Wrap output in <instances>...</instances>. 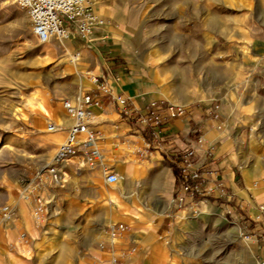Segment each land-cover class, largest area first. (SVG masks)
<instances>
[{
	"label": "rangeland",
	"instance_id": "obj_1",
	"mask_svg": "<svg viewBox=\"0 0 264 264\" xmlns=\"http://www.w3.org/2000/svg\"><path fill=\"white\" fill-rule=\"evenodd\" d=\"M107 13L96 15L104 27L119 30L132 42L129 53L148 74L145 79L156 94L197 98L195 108L209 104L215 117H224V128L237 136L239 152L264 167V0H115ZM77 71L83 69L72 67L61 42L40 44L25 11L14 0H0V208L17 206L10 225L0 222V256L18 257L6 245L28 231L41 249L47 248L36 254L35 264H106L99 243L109 226L104 220L108 194L117 199L118 206L112 204L120 216L116 223L134 230L122 219L129 215L128 200L105 184L100 168L76 173L74 162L67 166L66 186L52 190L53 211L39 234L33 230L29 204L19 198L21 188L64 140L61 101L86 91L80 84L84 75ZM87 77L91 82L93 76ZM48 123L62 130L49 132ZM118 174L121 192L140 207L138 190H128L127 177ZM201 201L196 198L173 210L172 233L164 245L168 264H261L249 224L233 220L217 196L206 200L217 209L203 219ZM147 207L140 223H147L162 206ZM178 215L186 223L177 222ZM27 253L18 264L27 262Z\"/></svg>",
	"mask_w": 264,
	"mask_h": 264
},
{
	"label": "crops",
	"instance_id": "obj_2",
	"mask_svg": "<svg viewBox=\"0 0 264 264\" xmlns=\"http://www.w3.org/2000/svg\"><path fill=\"white\" fill-rule=\"evenodd\" d=\"M90 1L95 13L103 15H107L110 5L115 4V0ZM120 35L119 30L101 26L95 28L84 40L73 35L72 38L61 42V46L69 57L70 53H77L75 63L71 62V64L73 68L77 69L80 65L83 69L77 71L84 75L80 80L81 86L85 84V92L102 101L101 108L92 109V118L97 119L92 129L98 135V146L103 155L104 166L110 172L117 174L119 180L122 177L118 173H123L128 180L126 184L128 190L131 188L138 190L136 198L140 207H135L132 199L121 192L120 188L123 186L119 181L113 185L105 183L110 188H116L119 198L128 200L126 209L129 215L122 219L134 225V230L138 233L127 224L119 222L129 227L140 248L128 264H168L164 245L169 241L172 233L173 210L179 208L180 204L182 207L191 204L194 200L190 195L174 194L178 184L179 153L186 148H193L196 152L193 166L199 167L205 162L208 168L220 170L226 187V196L221 199L225 210L237 223L243 220L250 224L258 206L264 205V167L253 165L252 155L239 152L235 143L237 136H233L230 129L224 128L222 123L224 117H215L209 104L195 108L194 105L200 101L197 98L187 97L179 100L156 94L145 79L148 74L137 67L129 53L132 42ZM87 76L103 78L111 86L112 95L104 96L95 90V86L88 82ZM182 83L189 84L190 81L182 80ZM117 97L128 100L130 112L127 116L120 115ZM152 102H158L163 107L166 104L187 107L180 116H171L167 110L161 112L165 121L157 139L152 136L149 128L142 127L138 122V115L144 113ZM64 116L66 122H62V126H64L65 138V130L70 126V121L65 113ZM198 137L204 142L199 143ZM51 138L58 137L52 135ZM207 146H213L212 161L206 160ZM136 165L139 167L136 168ZM238 166L241 167L236 171ZM101 174L104 181L102 170ZM107 203L109 211L104 220L107 225L116 224L120 216L118 209L115 210L112 206H118L117 199L108 194ZM154 204L162 206L158 207L161 210L157 208L159 212L151 216L147 223H140L149 210L147 205ZM212 208L217 209L206 201L201 202L199 210L202 211L203 219L210 217ZM216 216L220 217L218 214ZM185 219L186 217L178 215L177 222L186 223ZM45 224L41 228L33 226L34 232L39 234ZM257 226L258 232L250 238L256 245L255 255L264 262V220ZM24 233L31 239L30 250L23 252L19 249L9 250L10 253L18 254V257L0 256V264H18L27 252L30 258L25 264H35L36 254L47 252V248L41 249L42 245L30 232ZM253 245L249 244L248 249ZM7 246L8 244L6 245L8 251ZM100 258L106 260V264H110L108 251H100Z\"/></svg>",
	"mask_w": 264,
	"mask_h": 264
},
{
	"label": "built area",
	"instance_id": "obj_3",
	"mask_svg": "<svg viewBox=\"0 0 264 264\" xmlns=\"http://www.w3.org/2000/svg\"><path fill=\"white\" fill-rule=\"evenodd\" d=\"M22 8L30 23L31 33L40 44L58 41L63 42L77 35L82 40L91 35L95 28L103 26L92 6L90 0H14ZM77 58V53L70 55ZM91 83L95 90L104 96L112 95L111 86L100 77H92ZM120 106V115L127 116L128 100L117 97ZM102 101L85 92L77 93L61 101V107L70 121L65 130L64 140L57 146L50 162L38 170L35 176L21 188L19 198L27 202L30 207L31 222L35 228H41L49 219L54 201L52 190L63 189L66 186L68 173L67 166L73 164L75 172L82 169L93 170L99 168L104 174V181L108 185L116 184L119 176L110 172L103 164V155L98 146V135L91 128L92 109L101 108ZM167 110L171 116H180L184 113L182 106L166 104L163 107L158 102H152L138 115V122L144 128H149L154 138H159L161 126L165 121L161 112ZM62 126L48 123L47 131L57 132ZM198 142H204L198 137ZM213 146H207L206 160L211 157ZM196 152L193 148H186L179 153L180 166L178 172L177 189L179 193L190 195L194 199L209 200L213 196L222 198L226 196L220 170L208 168L205 162L193 166ZM201 201V202H202ZM207 202V201H206ZM180 203V201H179ZM181 208V204L179 206ZM17 206L15 203L6 204L0 208V222L8 226L16 218ZM264 220V205L257 208V214L249 224V234L256 235L257 224ZM99 247L108 251L111 264H128L139 249L138 243L129 227L116 223L104 228ZM30 237L22 233L18 242L9 243L10 251L28 248ZM261 264L264 262L261 261Z\"/></svg>",
	"mask_w": 264,
	"mask_h": 264
},
{
	"label": "bare ground",
	"instance_id": "obj_4",
	"mask_svg": "<svg viewBox=\"0 0 264 264\" xmlns=\"http://www.w3.org/2000/svg\"><path fill=\"white\" fill-rule=\"evenodd\" d=\"M69 59H70V61H71L72 63H75V60H76V59H72L71 56L69 57ZM109 226H110V225H109Z\"/></svg>",
	"mask_w": 264,
	"mask_h": 264
}]
</instances>
